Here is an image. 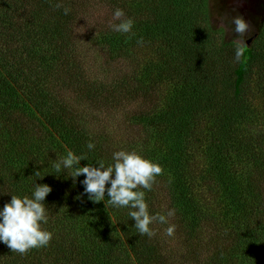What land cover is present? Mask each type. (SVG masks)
<instances>
[{
	"label": "trees",
	"instance_id": "1",
	"mask_svg": "<svg viewBox=\"0 0 264 264\" xmlns=\"http://www.w3.org/2000/svg\"><path fill=\"white\" fill-rule=\"evenodd\" d=\"M245 1L257 37L236 62L235 41L208 23V0H0V208L35 181L52 189L48 245L21 255L0 243V264H264V0ZM116 8L133 20L130 33L111 30ZM94 9L105 14L88 45L128 66L112 84L90 79L77 57L76 28ZM153 48L160 60L143 63ZM140 101L120 149L90 112ZM68 150L86 157L81 167L118 150L159 163L151 191L140 190L150 214L175 209L174 235L156 223L152 238L140 236L127 208L83 194V175L55 173L52 160Z\"/></svg>",
	"mask_w": 264,
	"mask_h": 264
},
{
	"label": "clouds",
	"instance_id": "2",
	"mask_svg": "<svg viewBox=\"0 0 264 264\" xmlns=\"http://www.w3.org/2000/svg\"><path fill=\"white\" fill-rule=\"evenodd\" d=\"M70 9L65 7V15ZM122 9L116 8L112 13L110 23L111 30L116 33H130L133 28V20L124 18ZM234 31L242 35L248 29V24L242 17L233 20ZM143 44V39L137 41ZM234 61L240 62L246 46L242 38L234 42ZM86 148L92 151L95 143L91 140ZM86 157L74 154L71 150L64 155L52 160L51 167L55 173H67L75 181L81 175L83 194L93 203L104 202L106 207L127 208L128 216L135 221L134 228L140 236L152 238L155 234L152 225L159 223L167 225L164 232L171 237L175 232V225L169 223V218L175 216V209H169L166 214H150L145 199V191H151L157 176L162 173V168L157 162L144 158L136 151L118 150L111 155V163L105 164L103 160H97L98 167L92 163L80 166V162ZM41 171H36L33 177L42 179ZM59 176V175H57ZM106 185H110L106 189ZM52 189L47 184L33 185L31 195H11L10 202L0 208V243L5 244L13 253L26 254L33 248L46 247L52 238V234L43 225L47 224L48 208L45 207V199ZM107 192L108 199H105ZM80 197L78 196L77 199Z\"/></svg>",
	"mask_w": 264,
	"mask_h": 264
},
{
	"label": "rangeland",
	"instance_id": "3",
	"mask_svg": "<svg viewBox=\"0 0 264 264\" xmlns=\"http://www.w3.org/2000/svg\"><path fill=\"white\" fill-rule=\"evenodd\" d=\"M207 8L209 14L208 23L210 27L217 29L218 35L223 40L236 42L242 38L245 44L249 38L254 37L253 33L256 32V25L254 22L257 20H255L253 14L246 16L245 10L249 8V5L245 0H208ZM104 14L105 10L103 9H94L86 13L76 28L74 44L77 50V57L80 60L85 74L92 80L100 81L105 84H112L123 75L128 74V66L123 62L107 64L103 58V51H96L88 45L85 39L86 32L97 23L98 19L103 18ZM236 17L244 18L245 22L248 24V29L242 37L234 31L235 25L233 20ZM141 54L143 63L145 64L157 63L161 55L156 48L148 51L143 50ZM164 86L165 85H163L162 92H168L172 86V81L168 83L165 88ZM145 105V102L140 101L129 105L126 109L118 110L113 113L91 111L92 113L90 112V114L99 119L104 129L117 141L116 145L122 149V147H124V145H122L124 143L122 137L128 115L137 110L146 108ZM253 105L255 109H260L261 100H255ZM203 143L202 141L201 144ZM198 144H200V142ZM175 253L179 256L183 255L180 250L175 251ZM179 261L181 263L184 262L183 260Z\"/></svg>",
	"mask_w": 264,
	"mask_h": 264
},
{
	"label": "water",
	"instance_id": "4",
	"mask_svg": "<svg viewBox=\"0 0 264 264\" xmlns=\"http://www.w3.org/2000/svg\"><path fill=\"white\" fill-rule=\"evenodd\" d=\"M256 37H257V34H255L254 37L249 38V39L246 41L247 46L251 45V43L253 42V40H254Z\"/></svg>",
	"mask_w": 264,
	"mask_h": 264
}]
</instances>
